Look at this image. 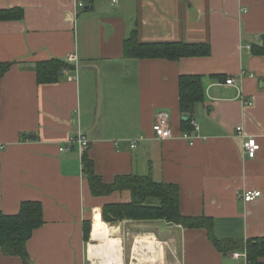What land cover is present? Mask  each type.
<instances>
[{"label": "crops", "instance_id": "crops-1", "mask_svg": "<svg viewBox=\"0 0 264 264\" xmlns=\"http://www.w3.org/2000/svg\"><path fill=\"white\" fill-rule=\"evenodd\" d=\"M81 1L0 0V11L22 10L20 19H0V61L10 64L0 79V211L41 203L43 223L26 242L29 264H244L231 253L264 237V55L251 51L264 36V0ZM132 29L142 42H205L210 53L126 57ZM51 59L68 66L56 82L39 83L35 65ZM189 73L202 76L204 98L191 115L197 129L184 138L178 80ZM161 110L172 138L151 130ZM78 133L84 149L59 150ZM248 137L259 144L249 158L241 145ZM84 150L104 182L138 174L175 184L183 215L212 217L216 237L242 248L219 251L204 228L161 219L106 222L103 206L129 202L131 193L93 195ZM249 189L261 195L244 202L238 193ZM98 223L105 228L96 231ZM0 264L24 262L0 248Z\"/></svg>", "mask_w": 264, "mask_h": 264}, {"label": "trees", "instance_id": "trees-1", "mask_svg": "<svg viewBox=\"0 0 264 264\" xmlns=\"http://www.w3.org/2000/svg\"><path fill=\"white\" fill-rule=\"evenodd\" d=\"M22 10L11 8L0 11V19H20ZM123 54L126 57L164 58L179 60L188 56H203L210 53V45L205 42H183L178 40L142 42L136 29L122 42ZM255 55H264V36L261 44L251 45ZM8 62L0 61V79L9 67ZM68 64L60 59H51L35 65L39 83H51L59 80L63 69ZM180 111L189 119L182 120L181 130L190 132L194 106L204 98L202 76L199 74H182L178 80ZM82 169L85 173L93 195H107L113 191L128 190L131 193L129 202L107 203L102 208V217L106 222H118L121 219L149 220L161 219L180 224L185 228H204L209 239L219 251H230L242 248L237 242L229 239H218L213 232V218L209 216H185L180 211L179 189L175 184L157 182L151 176L138 174H119L110 182H104L95 172L94 163L88 152L81 155ZM43 223V210L39 201L26 200L21 202L15 214L0 211V248L8 255L19 256L24 264H29L26 242L33 231ZM105 228V224H96L95 230ZM94 230V231H95ZM90 222L85 220L83 237H89ZM96 233V232H95ZM247 259L252 264H264V237L251 238L245 243Z\"/></svg>", "mask_w": 264, "mask_h": 264}, {"label": "built area", "instance_id": "built-area-1", "mask_svg": "<svg viewBox=\"0 0 264 264\" xmlns=\"http://www.w3.org/2000/svg\"><path fill=\"white\" fill-rule=\"evenodd\" d=\"M113 2H115V0H113ZM77 6L82 8L84 6V4L81 0H77ZM67 59L69 61H74L77 59V57H76L75 53H70V54H68ZM232 81H233V79H227L225 81V83L226 84H232ZM154 118L155 119H154L152 126H151V130L154 133V136L159 140L172 138L173 132H172L171 127H170L169 113L165 110H161L155 114ZM192 128H193V131H195L197 129V124L195 122L192 123ZM236 130H238V133L241 136H243V132H242L243 130H241V127H237ZM182 136L184 138L192 137L187 132H183ZM136 142H137V139H133V141H131V143H130V147L135 146ZM191 143H192V141L190 142V144ZM75 145L78 146V148L80 150H82L88 145V140L81 133L69 136L67 141L65 142V144L59 147V150L60 151H69ZM241 145H242L243 154L245 156H247L248 158L255 156L256 151L259 149V144L257 143V141L254 137H248L246 139H243ZM260 195H261V191L255 190V189H249V190L243 191L241 193H238V196L240 198H242L244 202H250V200L257 198ZM151 240L153 241L152 243L155 244L156 246H158V245L162 246L164 244H167V241H165V240L161 241V240L156 239V238H153ZM135 243L136 244L134 246L133 252L135 254L136 253L137 254L142 253L141 243L139 241L135 242ZM157 248H159V247H157ZM231 255L233 258H236V259L238 257H241L244 260V264H252L247 259V254H246L245 249L243 251H237V252L233 251L231 253Z\"/></svg>", "mask_w": 264, "mask_h": 264}, {"label": "rangeland", "instance_id": "rangeland-1", "mask_svg": "<svg viewBox=\"0 0 264 264\" xmlns=\"http://www.w3.org/2000/svg\"><path fill=\"white\" fill-rule=\"evenodd\" d=\"M104 3H106V1L104 2ZM124 254H125V256L127 255V253H128V251H129V247L127 246V245H125L124 246Z\"/></svg>", "mask_w": 264, "mask_h": 264}, {"label": "water", "instance_id": "water-1", "mask_svg": "<svg viewBox=\"0 0 264 264\" xmlns=\"http://www.w3.org/2000/svg\"><path fill=\"white\" fill-rule=\"evenodd\" d=\"M181 117L183 118V120H188L189 119V117L186 114H182Z\"/></svg>", "mask_w": 264, "mask_h": 264}]
</instances>
